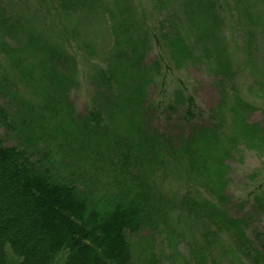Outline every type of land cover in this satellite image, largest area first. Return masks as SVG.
<instances>
[{
    "label": "trees",
    "instance_id": "obj_1",
    "mask_svg": "<svg viewBox=\"0 0 264 264\" xmlns=\"http://www.w3.org/2000/svg\"><path fill=\"white\" fill-rule=\"evenodd\" d=\"M51 1L61 17L81 16L64 28L67 36L78 37L88 23H106L113 45L106 66L92 65L93 106L77 117L67 95L77 83L74 55L44 33L46 26L39 32L0 3V129L20 146L0 139V264H136L129 236L155 223L167 204L149 175L172 158L205 175L200 184L212 195L182 200L205 229L199 249L190 250L194 263L264 264V248H255L246 235L247 218L230 214L223 193V161L244 138L264 155V127L245 119L249 105L233 85L236 68L222 35L219 3L156 0L164 17L154 46L175 69L205 66L220 89L214 108L219 128H193L177 146L181 140L144 123L143 101L161 73V59L145 60L152 36L133 21L130 0ZM225 3L241 32L245 62L253 66L264 32V0ZM94 42L86 51L93 57ZM258 90L264 95V81ZM224 125L228 133L221 136ZM263 199L254 198L261 210ZM148 240H142L147 249Z\"/></svg>",
    "mask_w": 264,
    "mask_h": 264
},
{
    "label": "rangeland",
    "instance_id": "obj_2",
    "mask_svg": "<svg viewBox=\"0 0 264 264\" xmlns=\"http://www.w3.org/2000/svg\"><path fill=\"white\" fill-rule=\"evenodd\" d=\"M226 1L215 0L221 6L220 14L224 17L225 30L222 35L228 46V56L236 68L233 85L237 87L242 100L249 105L245 113L246 121L256 122L264 127V95L258 90V85L264 81V32L263 36H259L261 40L254 48L258 52L257 61L251 66L245 62L244 53L240 49L241 32L234 24L235 19ZM0 3L22 23L38 26L39 32L41 26H46L47 30H44V33L55 41L60 39L59 43H63L66 50L74 55L77 63L75 73L77 83L67 94L68 102L75 116H86L92 109L91 93L94 92V86L88 80L89 72L92 65L103 67L113 45V36L108 30V24L88 23L84 29L80 27L82 29L79 30L78 37L67 36L66 32H62L64 28L73 26V22L81 16H72L68 19L61 17L51 0H0ZM229 3L232 5L231 1ZM130 4L134 9L133 21L136 17L152 36L153 48L145 60L153 57L161 59V73L148 86L143 101L146 107L143 112L144 123L150 130L161 133L172 141L181 140L176 143L177 146L184 144L183 139L193 128L200 126L219 128L214 108L218 104L220 89L210 71L203 65L175 69L164 50L153 44V36L160 28L159 22L164 17V14L155 8L156 0H130ZM170 6L166 5L165 8L171 9ZM93 40L96 48L95 57L86 52L88 42L91 43ZM256 82L254 87L253 84ZM23 93H28L27 89H24ZM228 100L230 101V98ZM227 129V126H222L219 129L220 135H227ZM0 139L5 146L20 147L15 138L4 133L2 129ZM243 140L235 145L223 161L226 170L223 193L227 197L230 214L247 218L246 235L251 240V245L263 251L264 210L257 206L254 198L255 196L264 198V155H259L256 146L253 147L248 139ZM185 162H181V158H172L163 165H158L155 169L156 174L149 175V178L153 177L154 191L162 194L164 203L167 204L154 216L155 223L148 225L140 233L129 236L136 264H195L190 250L199 249L205 229L196 213L189 216L188 206L182 204V200L185 197L187 199L194 197L197 201H202L212 198V195L206 186L200 184L205 175L202 177L200 173L194 174ZM262 202L264 204V199ZM173 203H176L174 207ZM145 238L149 239L148 249L142 241ZM174 247L180 255L175 253ZM148 251L151 253H147ZM152 257L154 262L151 263ZM206 264L211 263L207 260Z\"/></svg>",
    "mask_w": 264,
    "mask_h": 264
}]
</instances>
